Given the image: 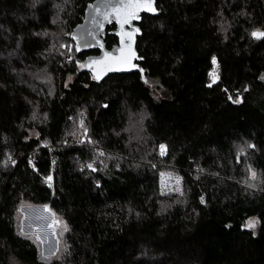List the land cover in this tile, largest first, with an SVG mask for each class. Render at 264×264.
<instances>
[{
  "label": "trees",
  "instance_id": "1",
  "mask_svg": "<svg viewBox=\"0 0 264 264\" xmlns=\"http://www.w3.org/2000/svg\"><path fill=\"white\" fill-rule=\"evenodd\" d=\"M97 2L0 0V264H264V0H156L139 70L102 82ZM23 202L66 221L56 256L17 229Z\"/></svg>",
  "mask_w": 264,
  "mask_h": 264
},
{
  "label": "water",
  "instance_id": "2",
  "mask_svg": "<svg viewBox=\"0 0 264 264\" xmlns=\"http://www.w3.org/2000/svg\"><path fill=\"white\" fill-rule=\"evenodd\" d=\"M155 6L156 0L154 2V7ZM101 11H105V9L101 8ZM154 13L155 12L146 10L139 11V18L132 20L130 24H125L122 30L120 18L111 16L109 17V20H104L102 16L97 15L93 11L92 7L90 8L88 20L85 23L86 26L84 25V29H86V31H81V36L83 37V42L85 45H90L100 50V54L88 56L84 60V67L92 75L94 80L102 82L104 79L114 74H130L139 70V66L137 64L139 61L137 43L138 37L142 36V30L140 28L142 15ZM94 21H102L103 27L101 28L99 24L95 23ZM111 23L116 24L115 36L118 38V44L113 49H107L104 46L103 37L106 34L107 25ZM137 29L139 31H136ZM129 32L133 33L131 40H129L126 36H123V33ZM122 36L123 43L121 42ZM133 52L135 56L131 58L130 63H128L127 58L131 57ZM105 53H109L111 55L106 57ZM92 61H100V63L92 64ZM108 68H113L115 70L106 71Z\"/></svg>",
  "mask_w": 264,
  "mask_h": 264
},
{
  "label": "rangeland",
  "instance_id": "3",
  "mask_svg": "<svg viewBox=\"0 0 264 264\" xmlns=\"http://www.w3.org/2000/svg\"><path fill=\"white\" fill-rule=\"evenodd\" d=\"M86 26V25H85ZM83 26L80 31H86ZM162 191L165 194L181 192L182 179L170 172L161 176ZM249 221L255 223V227L249 228ZM17 229L30 236L38 245L40 254L45 258L58 254L61 242L68 232V225L62 217L57 215L48 205L36 206L30 202H23L17 214ZM246 228L253 232L259 229L257 218H250Z\"/></svg>",
  "mask_w": 264,
  "mask_h": 264
},
{
  "label": "snow or ice",
  "instance_id": "4",
  "mask_svg": "<svg viewBox=\"0 0 264 264\" xmlns=\"http://www.w3.org/2000/svg\"><path fill=\"white\" fill-rule=\"evenodd\" d=\"M155 0H98V3L96 5H92L93 11L97 14L103 17L104 20H109V17L115 16L117 18L121 19V29L123 30V27L125 24H130L132 20L138 19V13L141 10L151 11L155 12L156 9L154 7ZM101 8L105 9V11H101ZM95 23L99 24V26L103 27L102 21H94ZM136 31H139L138 29ZM253 37L260 39L264 38V32H253ZM123 36H126L129 40L132 39L133 33H123ZM123 36H122V43H123ZM87 46V45H86ZM130 49V45H129ZM77 50H79V47H77ZM122 51V50H121ZM111 54L105 53L106 57H109ZM135 56L134 52L132 53V56L127 58V62L130 63L131 58ZM92 64H99L100 61H92ZM213 64H216L215 58H213ZM83 67V65H82ZM134 67V65H133ZM115 70L113 68H108L106 71ZM213 77V82L218 79V77L215 74V71L211 74ZM99 78V77H96ZM211 86V85H209ZM238 102V101H236ZM161 155L165 154L166 146L161 145ZM255 174L253 173V176ZM51 180V177L48 178ZM249 228L255 227V223L253 221H249L248 225Z\"/></svg>",
  "mask_w": 264,
  "mask_h": 264
},
{
  "label": "built area",
  "instance_id": "5",
  "mask_svg": "<svg viewBox=\"0 0 264 264\" xmlns=\"http://www.w3.org/2000/svg\"><path fill=\"white\" fill-rule=\"evenodd\" d=\"M215 61H216V64H213V61H212V68H211V70H210V72H209V79H210V81L211 82H213V77H212V73L215 71V74H216V76L218 77V79H216V81L215 82H213V83H216L218 80H219V64H218V61H217V59L215 58Z\"/></svg>",
  "mask_w": 264,
  "mask_h": 264
}]
</instances>
